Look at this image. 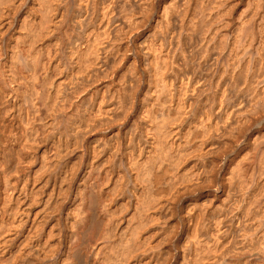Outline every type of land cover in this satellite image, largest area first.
<instances>
[{"label": "bare ground", "instance_id": "bare-ground-1", "mask_svg": "<svg viewBox=\"0 0 264 264\" xmlns=\"http://www.w3.org/2000/svg\"><path fill=\"white\" fill-rule=\"evenodd\" d=\"M242 1L0 0V264H264Z\"/></svg>", "mask_w": 264, "mask_h": 264}, {"label": "rangeland", "instance_id": "rangeland-1", "mask_svg": "<svg viewBox=\"0 0 264 264\" xmlns=\"http://www.w3.org/2000/svg\"><path fill=\"white\" fill-rule=\"evenodd\" d=\"M248 1L250 2V4H249V6H250V8L248 9V7L246 6V4L248 3ZM253 2V3H252ZM254 2H255V0H243L241 3V8L243 7L244 8V10H246V9H248V10H251L252 8H253V5L252 4H254ZM243 5V6H242ZM245 6L247 7V8H245ZM252 6V7H251ZM243 8L241 9V10H243Z\"/></svg>", "mask_w": 264, "mask_h": 264}]
</instances>
